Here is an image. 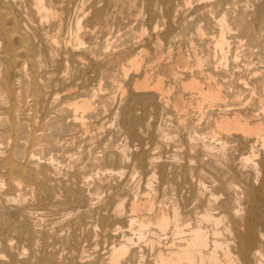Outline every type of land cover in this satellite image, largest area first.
I'll return each mask as SVG.
<instances>
[{
    "label": "rangeland",
    "instance_id": "1",
    "mask_svg": "<svg viewBox=\"0 0 264 264\" xmlns=\"http://www.w3.org/2000/svg\"><path fill=\"white\" fill-rule=\"evenodd\" d=\"M43 2L54 17L39 13L34 0H0V264H108V249L123 234L143 254L137 264H153L158 239L172 240L175 231L156 230L154 249L137 240L136 226L128 227L131 200L150 196V215L175 204L184 219L210 229L200 215L242 206L237 179L256 194V231L264 234V150L254 145L253 169L241 158L253 137L213 140L208 131L218 111L198 110L195 93L179 85L192 76L204 85L218 78L234 94L232 108L264 120V0ZM220 14L232 27L227 61L214 43ZM76 18L82 44L73 38ZM141 54L139 71L124 77L121 67ZM194 56L204 58L201 65ZM145 70L173 82L164 104L155 91H133ZM177 97L193 103L179 109ZM82 98L91 102L84 125L71 105ZM203 142H212L211 153Z\"/></svg>",
    "mask_w": 264,
    "mask_h": 264
},
{
    "label": "bare ground",
    "instance_id": "2",
    "mask_svg": "<svg viewBox=\"0 0 264 264\" xmlns=\"http://www.w3.org/2000/svg\"><path fill=\"white\" fill-rule=\"evenodd\" d=\"M161 1L164 4L170 2V0H161ZM34 5H35L37 11L39 13L43 12L46 17L47 16L54 17L56 14L55 11H53L51 8L45 6L43 0H34ZM167 6L171 7L170 3H168L166 5V7ZM82 8L83 7L81 5V9ZM80 11H82V10H80ZM227 18L225 16V14H222L217 19L218 31L216 34L217 36L214 40L215 48L219 50L220 54L223 57L221 59H224V60H226L227 54L223 55V49L225 48L224 46L229 43L228 42L229 40L227 39L228 37L226 36V34L230 33L229 31H231V29H232V27L228 23ZM229 18H230V16H229ZM232 18H231V20H232ZM229 22H230V19H229ZM232 22H233V20H232ZM237 23L238 22H236V24ZM240 23L241 22H239L238 24H240ZM234 25H232V26H234ZM75 26H76V32L73 36L74 41L78 44H82V40H81L80 35L78 33L79 29L81 28L80 19L76 18ZM198 29L200 30L201 28H198ZM199 30H198L199 34L201 32H203V31H201V30L199 31ZM227 52H228V50H225L224 53H227ZM215 56H217V55H215ZM194 57H196V56H194ZM143 58H144L143 54H141L139 56L134 55L133 57H130L127 61L126 66L121 67V70H122L124 77H127L129 70H134L135 72H138L141 65H142ZM195 59H196V62L198 63V66L201 65L202 61H204V58H202L200 56L196 57ZM218 63H219V61H218ZM223 64L225 65V62ZM149 69H151V68H149ZM147 70L144 71L142 78H140L134 82V84H133L134 90L133 91H135V92L155 91L158 93L159 101L161 100V103H162V100L164 99L163 97H166V102H167L170 99L169 96H171L170 93L172 92L171 90L173 89V82H168L165 85L163 83L162 76H160L158 74L152 75ZM172 73H174V75L173 74L172 75L174 76L173 78L175 80V78H177L178 75L176 76L177 73L174 71H172ZM200 74H201V72H200ZM210 74H212V73H210ZM219 76L220 75H218V77ZM209 77L212 78L211 76H209ZM208 80H209V78H208ZM218 80L219 79L217 78V81ZM179 81H180L179 85L182 88V90H187L191 93L196 94V96H195V94H193V95H194V97H196V99H195L196 101H194V102H195V107L198 108V110L200 109V111H202L201 107L206 105L207 107H209V109L213 110L214 108H216V110L218 111V115L217 116L215 115V117L213 116L214 118H213L212 124L210 123L209 131H208L210 133V135L213 137V140H221L222 136L224 137V138H222V140H223V139H225V137H228L232 133H235V135L240 134L243 136V138L244 137L245 138L246 137H253L254 138V143L253 144L251 143L249 156L247 155V156H244L241 158L244 160V162L246 161L245 163L248 162L253 169H256L258 164H257V162H255L252 159L254 156H256L255 155L256 153L254 150V145H256V143H259V145H261L262 149L264 150V120H261L258 118L259 120L250 121L245 115L242 114V112L239 109L232 108V106H231L232 104L229 103L228 100L231 101L234 94H230L229 90L226 91L223 88L222 84H220V82H217L216 79H214V78L211 81H208V82L205 81V83H206L205 85L200 80H197L193 76L186 81H182V80H179ZM222 82H224V81H222ZM223 85H225V84H223ZM245 86H244V88L249 87V86L248 87L247 86L245 87ZM117 88H119V87H117ZM251 89H252V87H251ZM252 91H254V90H252ZM237 95H238V92H237ZM260 99L261 98H259V100ZM157 101H155V102H157ZM173 102H174L175 106L179 107V109L180 108L184 109L185 107L190 106L191 103H193V102H190V100L185 101V99L183 100L180 97L174 98ZM162 104H164V103H162ZM71 105H72V109H73L75 119L78 118V116H79L80 124L84 125L85 124V123H83V119L85 117L84 115L87 114L86 112H88L89 108H91V102L88 99L82 98V99H78V100L74 101L73 103H71ZM230 106H231V108H230ZM262 109H263V107H262ZM207 110H208V108H207ZM262 112L264 113V111H262ZM191 123H192V121H191ZM200 124H201V122H200ZM219 135H220V137H219ZM225 141H227V140H225ZM210 143H212V142H210ZM210 143L209 142L205 143V144H204V142L202 143L204 145L205 152L209 151L211 153L210 149L214 148V146L211 145ZM124 153H125V151H124ZM152 161L153 160H149L148 162H152ZM244 162H242V163H244ZM144 164H145L144 160L139 161V165L143 166ZM149 178H151V177H149ZM256 184H258V183H256ZM147 185H149V184H147ZM260 186L262 187L261 183H260ZM233 188L238 190V194H239L238 199H239V203L242 202L241 203L242 206L241 207H239L237 205L236 206H230L225 210V212L223 214H220V215H213L212 213H207V212L200 215L201 216L200 218L202 221H204L205 223L210 222V224H211L210 229H207L204 226H202V224H199L200 220L198 221V223L193 224L192 221H189L188 218L184 219L183 218L184 214L179 211L178 207L174 203H173L174 205H172L170 207L171 209L169 211H167L168 209H166V208L160 207L159 210L157 208L158 211L153 212L150 215V212H152V209H153V200H152V198H150V196H148L149 198L143 197V198H139V199L137 197L136 198L134 197L131 200V202L129 203L130 204V213H132L131 216L128 214L129 215V219H128L129 230L133 231V228H135L133 226H136V228L134 229L136 231L135 232L133 231L134 232L133 234L136 235L137 240L143 238V240H146V242H149L151 244L152 248L154 247V244L156 241L154 239V236L157 234L156 230L163 232L164 235L167 234L169 229H172L175 231V236L172 238V240L168 239V237L165 236L163 238V239H165L164 243L159 245V243L161 242L160 241L161 239L160 240L158 239L157 249L154 253L155 256H154L153 264H204V263L205 264L206 263L207 264H221V263L222 264H261V262L264 261V251H263V243H262L263 239H264V234L261 231H256V229L259 225V219H260V218L258 219L257 218L258 215L255 216V213L253 212L254 201H255L254 195H256V194L253 195V199H252V196L249 194L248 190L252 191L253 189L247 188L246 184L241 179H237L235 182H233ZM259 188L260 187H258V190H259ZM254 191H257V189ZM42 195H43V193H42ZM154 197H155V195H154ZM212 197H215V196H212ZM45 198H46V195H45ZM243 199H246V203H244ZM122 209H123L122 204H119L117 206L116 211L118 213H120ZM184 210H186V209H184ZM205 211H206V208H205ZM212 211L213 210H211L210 212H212ZM25 213H23V214H25ZM185 213H186V211H185ZM23 216L26 217V215H23ZM186 216H188V215H186ZM226 218H228L229 220L227 221ZM234 221H238L239 224H235ZM120 228L121 227L117 226L116 228H114L113 231L117 232V230ZM239 230H241V231H239ZM126 231H127V229H126ZM108 232H109V230H108ZM124 232L125 231H123V233ZM145 232L147 233L146 235L148 237H146V235L144 236ZM231 232H235L234 236L231 235L232 234ZM114 234H110V235H114ZM121 234H122V232H121ZM226 235H228V236H226ZM230 235L232 237H229ZM112 237H114V236H112ZM121 237H122V239L120 241H117L116 243L114 242V244H112L109 247L108 253H107L108 254L107 263L108 264H121L126 259V257H129L131 262L134 261V263L136 262V264H137L139 261H141L143 254H141L140 252H138L135 249H132V244L134 241L132 242L133 239L130 238L127 234H123V235H121ZM139 241H142V240H139ZM136 256H138V257H136ZM2 258H0V259H2ZM138 258H140V259L138 260Z\"/></svg>",
    "mask_w": 264,
    "mask_h": 264
}]
</instances>
